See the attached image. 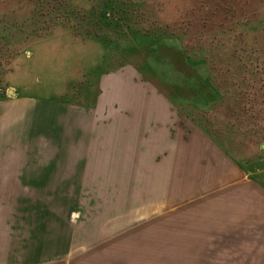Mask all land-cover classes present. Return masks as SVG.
<instances>
[{"label": "rangeland", "instance_id": "374dc122", "mask_svg": "<svg viewBox=\"0 0 264 264\" xmlns=\"http://www.w3.org/2000/svg\"><path fill=\"white\" fill-rule=\"evenodd\" d=\"M34 1L0 0V97L84 105L116 160L86 162L67 257L30 264H264V69L233 134L243 109L214 114L208 63L264 0H70L27 26Z\"/></svg>", "mask_w": 264, "mask_h": 264}, {"label": "crops", "instance_id": "0c3cea01", "mask_svg": "<svg viewBox=\"0 0 264 264\" xmlns=\"http://www.w3.org/2000/svg\"><path fill=\"white\" fill-rule=\"evenodd\" d=\"M130 92L131 101L138 98ZM138 107L126 103L125 113L143 119L148 106ZM85 131L82 104L0 97V264L67 257L69 229L83 210L86 162L116 160L101 152L106 143L86 141Z\"/></svg>", "mask_w": 264, "mask_h": 264}, {"label": "trees", "instance_id": "16d2710c", "mask_svg": "<svg viewBox=\"0 0 264 264\" xmlns=\"http://www.w3.org/2000/svg\"><path fill=\"white\" fill-rule=\"evenodd\" d=\"M69 1L35 0L31 19H27L26 25L29 26L31 24L30 20H32L33 26H46L53 19V15L56 12L67 9ZM238 27L239 23L236 24L235 28ZM233 31L236 33L233 34ZM239 31V29H232L229 41L221 45V51L208 55L211 84L215 92L221 97L220 102H216L213 105L214 114L219 119L223 118L224 115L226 117V114L221 109L226 105L228 106V103L243 109L241 114L238 112L235 126L229 124L231 129L233 127L236 129L233 130V134L238 133L239 124L242 123L244 125L248 121H245L242 115L247 117L248 114L244 107L248 104L246 102L249 101L252 95H249L251 92L248 90H244L246 88L245 83L250 80L251 76L259 75L260 69H264V40L262 39L264 24H260L258 28L253 29L249 27V24H243V29H241L240 33ZM5 38L7 39V36ZM248 131L251 134L255 133L253 129ZM220 148L223 149L222 147ZM226 153L228 154L227 150Z\"/></svg>", "mask_w": 264, "mask_h": 264}]
</instances>
